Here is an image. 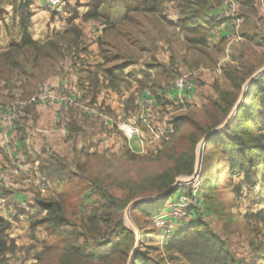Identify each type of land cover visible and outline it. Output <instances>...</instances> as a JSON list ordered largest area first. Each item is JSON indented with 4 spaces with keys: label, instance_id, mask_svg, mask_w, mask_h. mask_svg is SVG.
I'll return each mask as SVG.
<instances>
[{
    "label": "rangeland",
    "instance_id": "374dc122",
    "mask_svg": "<svg viewBox=\"0 0 264 264\" xmlns=\"http://www.w3.org/2000/svg\"><path fill=\"white\" fill-rule=\"evenodd\" d=\"M76 6L67 22L71 32L69 37L60 41L54 37L52 42L43 46L18 48L14 21L3 19L5 23H0V27L6 30L7 36L2 30L0 47H9L7 52L0 53V77L4 78L0 81V90H4L3 94L19 95L13 84L43 79L49 72L58 71L61 60L66 62L65 79L69 88L74 83L77 87V80L81 78L74 73L77 69L75 63L88 70L89 63L83 62L91 61L97 55L100 59L117 55L113 63L121 62L123 50L133 58L131 67H117L120 71L115 72L119 77L115 81L110 79L108 84L112 89L105 81L99 83L103 92L97 97L86 98L81 106L78 103L63 106L60 102L59 98L63 96L68 102L76 101L67 87L37 88L34 91L38 92L37 95L30 100L32 107L22 110L13 107L14 101L20 100L18 96L11 101L12 104L0 100V217L10 223L5 236L15 247L0 257V264H137L132 258L134 249L136 256L144 252L153 256L155 264H190L180 255L163 250L164 238L153 228V217L130 211L125 220L124 213L130 202L156 197L176 179H189L195 171L199 172L201 195V205L196 211L210 216L207 220L209 230L239 264H264V181L257 188L262 177H253V166L252 169L249 167L250 175L229 174L224 153L216 145L207 142L205 146H197L206 134L224 122L235 106L243 84L264 67V46L254 45L253 48V37L247 38L253 34V13L247 17L246 38L231 48L228 60L218 64L226 58L224 45L209 49L204 53L205 63H208L204 73L201 70L195 72L188 79L190 82L179 89L174 87L173 81L179 77L175 71L172 78L162 81L163 68L162 74L158 73L160 76L153 79L150 73L144 76L139 67L144 64L140 60L147 62L148 58L155 56L161 61L168 58L169 43L176 46L185 43V34L169 22L172 13H166L167 21L156 16L149 22L150 30L146 32L138 31V28L128 30L127 25L121 29L116 25L120 21L122 2L106 1L104 10H110L109 15H114H104L108 22H104L103 36L94 42L95 46L98 45L94 54L86 43L74 46L73 50L57 45L58 42L65 44L74 40V36L77 39L74 30L79 32L81 39L89 35L81 32V36L77 29L82 24L77 19L83 10ZM108 43L113 45V50ZM179 53L176 51L175 55ZM86 79L89 81V76ZM93 83L92 87L98 91L99 86ZM84 87L87 88L88 84L85 83ZM145 91H150L153 104L148 103L143 108L141 94ZM249 95L245 88L240 105L245 106L243 115L235 124L232 116L228 133L237 132L241 139L248 141L258 137V144L264 146V135L253 132L251 124L246 121L249 114L253 117L256 107L253 101L247 102ZM109 104L118 111H113ZM93 109L95 113L91 112ZM104 117L115 120L114 124L108 126ZM119 119L132 121L140 128L139 138L144 140L143 146L138 140L131 146L126 142L117 127ZM172 122L178 127L174 129ZM34 149L37 152L41 149L44 156L39 157L43 158L42 161L31 170L26 158L36 154ZM190 152L193 166L189 173L185 170L188 160L185 154ZM20 172H27L28 179L21 178L26 175ZM57 172L62 173L58 178ZM178 194L175 189L167 197L168 201ZM203 194H206V200L213 195V212L203 210ZM41 201L56 204V210L67 221L68 225L59 228L56 236H51L44 223L47 214L40 210ZM164 211L165 208L160 213ZM94 215L100 218L98 233L92 230L90 222ZM118 220L123 230L114 229ZM124 230L132 234L125 243L126 250H131L111 253L112 246H123L121 236ZM156 237H159V246L154 243ZM141 238L145 239L141 242ZM230 246L232 249L228 248Z\"/></svg>",
    "mask_w": 264,
    "mask_h": 264
},
{
    "label": "crops",
    "instance_id": "0c3cea01",
    "mask_svg": "<svg viewBox=\"0 0 264 264\" xmlns=\"http://www.w3.org/2000/svg\"><path fill=\"white\" fill-rule=\"evenodd\" d=\"M234 1L237 4V9L236 12L232 15L228 14L227 12L228 6L226 1L224 0H164V2L161 5L160 13H143V12H135V11L127 12L122 3V10L120 12L121 13L120 21L117 23L116 28H118V26H121V29H123V26L127 25L129 27L128 30L130 29L135 30L136 28H138V31L146 32L150 30L149 22L151 20H154L156 16L159 17L160 15L164 17L167 21V17L165 16L166 13H172L171 18H168L170 21L169 20L168 21L171 23L172 27H175L181 33L185 34L186 37L185 43L180 46H176L174 45V43H169L167 45L168 58L165 59L164 57L163 61H161V58L159 56H155V58H148L147 62L144 60H140L139 62L144 64H140L139 67L144 76H147L146 73H150L153 79H157L160 76L157 74L160 73L161 69L163 68L164 73L162 74L161 72L162 81H166L167 77H169V79L172 78L173 74H175L174 73L175 71L176 74L179 75V77L176 78L173 82H175L178 79H183V81L186 83V82H190L188 79H190L192 74H194L195 72H200L201 70V72L204 73V68H207L206 66L208 64L205 63L206 58L204 53L207 52L209 49L211 50L214 48H218V46L221 47L224 45V52L226 54V58L223 59L218 64L222 65L223 62L228 60L231 48L236 44L241 43L243 41V38L245 37L244 35L248 33L247 31H245L246 28L245 26L247 23V17H249L250 12L253 13V34H249L250 36L247 35V38L253 37V48H255L254 45L264 46V0H234ZM25 2L29 3V12L31 13V18L29 21V30H28L29 35L32 41L36 45H41V46L47 45L48 43L52 42V39H54V37L58 39V41L62 40L63 38L69 37L70 29L67 28V22L68 20L71 19V14L75 13L74 8L77 2L79 3L78 6H80L83 12L80 14V17L77 19L79 23L80 21L82 22V24H79L80 26L77 27V29L78 31H80V33L84 32L85 34V32L86 33L88 32L89 35L84 36V38L81 39V37H79L78 34L79 32L77 33V31L74 30L76 32L77 39L74 36L75 38L74 40L68 41L65 44H63L64 42L57 43L59 47H65L66 50L67 49L73 50L74 46L80 47L82 44L86 43V45L90 47L89 50H92L95 54V52L98 51V45L95 46L94 42L95 40H97V38L103 36V32L106 28L105 26L106 23L104 22L105 21L108 22V19L104 15L107 14L108 15L107 17H112V15H114L113 13L109 15L110 10L109 11L104 10L105 8V4H104L99 10V14H100L99 18L85 21L83 19V16L86 12H88L87 5L89 3V0H66L67 5L65 6L62 13L58 15L50 12L48 8H46L44 5L41 4L40 0H0V23H3L4 20L6 19H11L14 21L13 25L15 26V31L17 33L16 43L18 48L21 47L22 35L19 26V14L17 13L16 9L19 5ZM115 2L117 3L121 1L115 0ZM78 6H76V8H78ZM77 20L74 21L75 24ZM82 20L85 21V23H83ZM2 30L3 29L0 27V36L2 34ZM3 34L7 36L6 30L5 31L3 30ZM5 40H7L6 37ZM66 46H68V48H66ZM107 46H109L111 50L114 49L112 44L108 43ZM8 48L9 47L1 49L0 47V53L3 50H6L5 52H7L9 50ZM176 51H179L180 53L178 55H175ZM62 52H64V50ZM122 52H123L122 55L123 59L121 60V62L113 63L114 60L118 58L117 55L112 57L107 56L105 57V59H103L102 57L100 59L97 55L93 60L83 62V64L89 63L90 69L88 70L85 67L81 69L80 68L81 64L75 63L77 65V69H75L74 73H76L78 77H81L80 79L77 80V82H79L77 87H76V83H74V86L72 88L68 87L65 79L66 62L64 60H61L58 71L49 72V74L45 76L43 79L34 78V80L32 81L25 80V82H23L22 84L21 82L18 83L16 82L15 85L13 84L14 90H18V93H20L19 95H17L20 100H15V98L17 99V96L15 94L4 95L3 94L4 90H0V100L3 99L8 100L10 101L11 104L15 100L14 102H16V104L15 106L13 105V107L15 109L18 108L22 110L24 108L32 107V103H30V100L32 97L37 95L38 92L34 93V91L37 88L40 89L42 87L41 89L45 90V89H53L57 87L60 89H64V88L66 89L67 87L69 90L68 93L71 94L73 99H76V101L71 100L70 103L71 104L78 103L79 106H81L83 105V101L86 98L88 97L92 98V96L93 98L97 97L98 95H100L101 92H103V88L102 86L99 85V83L105 81V84L107 83L108 86L110 79H112L113 81L117 80L115 78L113 79L109 77L112 76L111 72L117 73L115 72V70L120 71L117 69V67H119L120 69L121 68L124 69V67H128V68L131 67L130 64L133 58L130 57L129 54L127 55L123 50ZM260 54L261 53H259V55ZM124 60H126V62H123ZM153 67H155L156 69L158 68L159 70L155 69L154 72H152L151 69ZM178 68L180 73L178 72ZM82 70H84V72ZM218 71H220V69H218ZM120 73L123 76V72L121 71ZM87 76H89V81L86 82ZM3 79L4 78L0 77V81ZM93 81L96 83L97 87L99 86L98 91L95 90V87H92L94 84ZM85 83L88 84L87 88L84 87ZM69 85L71 86V84ZM108 87L112 89L111 86ZM108 91L110 92V90ZM141 96H143L142 101L144 102V98L146 96H150V91H145L144 93L141 94ZM98 101L99 104H101L100 103L102 101L101 98L98 97ZM108 106L113 111H118V108L117 107L114 108L112 104L111 106L110 104ZM95 111L96 110L93 109V111L91 112L95 113ZM104 115L108 116L107 114ZM111 116L113 118L115 117L112 113ZM104 118L107 119L106 124L108 126L113 125L115 122V120L112 119H111L112 121H110V118L107 117ZM121 121L123 120L119 119L117 125ZM19 144L23 146L22 142H19ZM34 151L36 152V154H34L33 156L31 155V157L29 158H26L27 159L26 162L30 166L29 168L31 170H34L33 166L35 164L39 165L40 161H42L41 159L43 158L39 159V157L44 156L41 153V149L39 150V152H37L35 149L33 150V152ZM20 174L21 175L24 174L27 176V177L22 176L21 178L24 177L28 179L29 177L27 172H20ZM49 183L51 182H48V184ZM16 185L18 186V184ZM257 188H259V183L257 184ZM28 192L31 195H33L32 191L31 192L28 191ZM34 192H37V190H34ZM11 193L17 194L15 193V191L12 190ZM135 213L138 215H142L139 212H135ZM208 219H210V216L204 213L203 211H200L198 213L196 212V214L194 213L191 214V216H189L184 221L183 227L195 225L198 222H204L209 227V224L207 223ZM159 237H156V240L154 239V243L156 245L160 244ZM228 248L232 249L231 246ZM151 258L154 262L155 258L153 256Z\"/></svg>",
    "mask_w": 264,
    "mask_h": 264
},
{
    "label": "trees",
    "instance_id": "16d2710c",
    "mask_svg": "<svg viewBox=\"0 0 264 264\" xmlns=\"http://www.w3.org/2000/svg\"><path fill=\"white\" fill-rule=\"evenodd\" d=\"M123 3L125 10L143 12V13H160L161 5L164 0H119ZM106 0H89L88 3V12L83 16L85 20L97 19L100 17L99 10L105 4ZM19 14V26L21 31V47H35L36 44L32 41L29 35V21L31 18V13L29 12V3L25 2L19 5L16 9ZM156 69L155 67H153ZM112 76L110 78H118L119 74L111 72ZM229 75V74H228ZM231 77L233 76L230 73ZM112 81V79H111ZM234 81V79H233ZM250 92L249 101H253L255 105V110L253 111V117L249 114L247 116V123L251 124L253 132H257L259 135H264V73L258 75L251 84L247 87V93ZM246 98V96H245ZM241 105V103H240ZM239 109L233 115V124H235L236 119L242 117V110L245 109V106H240ZM242 114V115H241ZM175 127H178L176 122H172ZM230 123L219 133L213 135L208 143L216 145L222 153H224V161L228 167L229 174L243 173L245 175L249 174V167L253 166V177L261 176V180L258 183H263L264 181V146L258 144V137H253L250 141L241 139L237 132L229 134L228 130L230 129ZM189 125V124H188ZM195 142H193L194 146ZM193 150V149H192ZM185 157L188 159L185 163V170L189 173L192 171L193 166V154H185ZM57 170L60 172V168L57 166ZM57 172V178L62 175ZM249 172V173H248ZM174 184V183H173ZM169 186V185H168ZM166 186V187H168ZM170 185L165 191L169 190ZM164 191V192H165ZM162 192V193H164ZM175 192V191H174ZM173 192V193H174ZM161 193V194H162ZM206 194H203V210L207 212L214 211L213 195H210V198L206 200ZM168 198H164L157 202H151L147 204L136 205L132 211L139 212L144 216L150 218L156 216L164 208L165 202ZM205 201V202H204ZM40 210L47 214L44 219L49 227V233L51 236H56L59 228L67 226L66 219L60 215V212L57 211L58 206L56 204H51L53 202L41 201ZM112 205V204H111ZM197 212V211H196ZM194 212V214L196 213ZM264 214V213H263ZM100 218L97 216H92L90 218L91 225L93 226V231L95 233L98 228V222ZM38 224H36L37 226ZM10 223L5 221L0 217V256L13 251L14 244L6 240L5 232L10 229ZM32 227H34L32 225ZM33 229V228H32ZM114 229H122L121 221L118 220V223L114 225ZM121 236V242L126 243L129 239L132 238V234L128 231H123ZM126 232V233H125ZM81 235V234H79ZM145 238H141V242ZM140 242V243H141ZM162 248L166 252H173L180 255L190 264H239L238 261L231 256L227 248L223 243H219L217 236H215L208 228L204 222H198L195 225L188 227H182L174 235L169 238H164L162 240ZM123 246L116 245L112 246L111 253L117 254L120 252H127L130 248H127V244ZM131 245V242L130 244ZM131 250V249H130ZM112 254V255H113ZM82 255V254H81ZM106 255V254H105ZM110 255V254H109ZM108 256V254L106 255ZM137 264H155L152 258L147 255L145 252L136 256ZM157 264V263H156Z\"/></svg>",
    "mask_w": 264,
    "mask_h": 264
},
{
    "label": "built area",
    "instance_id": "2783aa9c",
    "mask_svg": "<svg viewBox=\"0 0 264 264\" xmlns=\"http://www.w3.org/2000/svg\"><path fill=\"white\" fill-rule=\"evenodd\" d=\"M228 6V14L232 15L236 12L237 4L234 0H224ZM41 4L50 10V12L58 15L61 14L67 5L66 0H40ZM185 86L183 79H178L174 82V87L182 88ZM35 97V96H34ZM54 96H51V98ZM33 98V97H32ZM31 98V99H32ZM34 99V98H33ZM32 99V100H33ZM60 102L66 106L69 100L66 96L60 97ZM31 100V101H32ZM32 103V102H30ZM153 104L151 96H146L142 107L147 104ZM119 131L122 132L126 142L131 146V143L138 140L140 145H144V140L140 139V128L135 126L132 121H121L117 125ZM199 172L195 171L193 179L188 182H178L176 191L179 194L176 198H171L165 202V211L157 214L152 219L153 228L160 233L162 238H169L183 227L184 221L191 216L201 205V195L199 188Z\"/></svg>",
    "mask_w": 264,
    "mask_h": 264
},
{
    "label": "water",
    "instance_id": "95a60500",
    "mask_svg": "<svg viewBox=\"0 0 264 264\" xmlns=\"http://www.w3.org/2000/svg\"><path fill=\"white\" fill-rule=\"evenodd\" d=\"M264 73V67L260 70H258L257 72H255L244 84H243V88H242V91H241V94L235 104V106L232 108L230 114L226 117V119L224 120V122L218 127L216 128L215 130L211 131L210 133L206 134L197 144V146H205L206 143L208 142V140L215 134L219 133L220 131H222L226 126L227 124L229 123V121L231 120L232 116L235 114V112L239 109V105L245 95V88L247 89V87L249 86V84L252 83V81L260 74ZM194 176H192L191 178L189 179H184V178H178L175 180L174 184L170 187L169 190L165 191L164 193L156 196V197H150V198H141V199H138V200H134L132 202H130L126 208H125V213H124V217H125V220L127 219L126 216H127V212H130L133 210V208L136 206V205H140V204H147V203H151V202H157V201H160L164 198H167L168 196H170L176 189V185L178 184V182H188L190 181L191 179H193ZM136 235V234H135ZM136 250L134 249L132 251V258H134V261L136 260Z\"/></svg>",
    "mask_w": 264,
    "mask_h": 264
}]
</instances>
